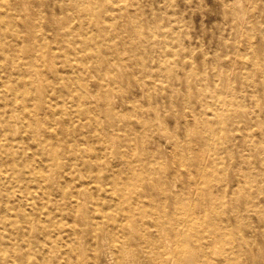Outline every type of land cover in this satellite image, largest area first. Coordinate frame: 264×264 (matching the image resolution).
I'll use <instances>...</instances> for the list:
<instances>
[{
    "label": "bare ground",
    "instance_id": "bare-ground-1",
    "mask_svg": "<svg viewBox=\"0 0 264 264\" xmlns=\"http://www.w3.org/2000/svg\"><path fill=\"white\" fill-rule=\"evenodd\" d=\"M239 2H226L239 67L198 75L166 31L144 29L138 0H0V264H243L239 251L254 262L243 232L258 228L239 217L263 202L264 24ZM121 75L149 98L128 121L113 110ZM193 77L200 109L177 99ZM157 95L188 105L185 131L206 130L193 145L169 141L176 165L122 147L160 133Z\"/></svg>",
    "mask_w": 264,
    "mask_h": 264
},
{
    "label": "rangeland",
    "instance_id": "rangeland-1",
    "mask_svg": "<svg viewBox=\"0 0 264 264\" xmlns=\"http://www.w3.org/2000/svg\"><path fill=\"white\" fill-rule=\"evenodd\" d=\"M227 1L232 0H138L136 6L140 7L142 16L149 22L148 24H143L144 29L151 27L158 32L166 31L168 41L174 47L180 49L183 59L194 62L198 75H202L204 72L210 73L211 66H216L220 74L224 75L225 73L228 74L229 67H233L236 70L240 65L238 63V54L232 55L230 62L227 61V51L231 49L228 47L232 39L230 34L234 30V20L230 14V5L226 3ZM132 9L135 11L136 7ZM236 11L240 13L241 17H244V20L250 21L251 24L258 21L264 24V9L260 3L252 4V2L240 0ZM248 39L245 34L239 36L241 45L246 43ZM253 39L258 41V38L255 36ZM225 41L227 42L225 43ZM124 68L125 66L123 65L117 66L120 72H123ZM127 71L131 74L137 73L132 65L126 67ZM235 74V71L230 73L231 81L236 79ZM109 79L108 77L107 81ZM196 80L198 79L193 77L184 85L178 84L176 92L177 99L186 96L191 101V104L197 105L200 109L202 99H199V85ZM118 82V92L113 94L112 101L113 110L119 115V118H122L124 121L135 118L136 115L133 113L135 103H138L137 105L145 110L149 109V98L140 93V89L133 80L127 82L126 77L121 75L118 78ZM212 82L213 80H211ZM232 83L231 88L235 92H238L239 83L235 81H232ZM151 101L155 106L165 107V110L168 109L162 118L163 125L159 126L160 133L147 134L143 142L136 136L130 146L124 145L122 147L129 148L135 154L140 152V154H148L152 158L159 157L162 163L169 166L176 165L179 157L177 147L169 141L173 140L183 144L188 143L187 139H189L191 141L190 145H193V143L199 142L206 130L185 131L181 114L188 112V105L177 102L175 105L169 106L164 95L153 96ZM237 141H242V138L238 137ZM232 149L234 151L236 148L233 147ZM201 150L204 153L208 151L205 146L202 149L201 147L194 149V151L199 152ZM244 151L248 152L249 160L254 165L260 166L254 149L249 150L247 148ZM222 153L226 154L224 151ZM234 155L231 160L237 157L238 152L235 151ZM231 185H234L232 181L228 184L229 190L231 189ZM257 198L263 201L262 204L259 207H253V209L248 208L239 217L243 218L246 216L247 220H250L258 228L255 234L249 229L243 232L252 238L246 249L249 248L250 253L257 256L253 262L249 259L246 252L239 251L238 258H241L240 261L243 264H264V220L260 217L261 213L264 215V187L263 194H259ZM238 203L242 206L241 202ZM262 205L263 207H261ZM224 213L230 217L231 229L234 230L237 214L231 207L230 198L227 199Z\"/></svg>",
    "mask_w": 264,
    "mask_h": 264
}]
</instances>
